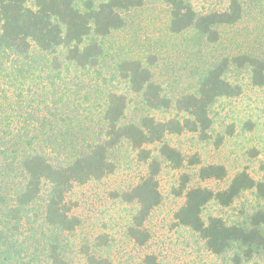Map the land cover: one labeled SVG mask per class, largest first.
Returning a JSON list of instances; mask_svg holds the SVG:
<instances>
[{
	"label": "trees",
	"instance_id": "16d2710c",
	"mask_svg": "<svg viewBox=\"0 0 264 264\" xmlns=\"http://www.w3.org/2000/svg\"><path fill=\"white\" fill-rule=\"evenodd\" d=\"M164 1L170 7L172 33L193 29L213 43L219 40L221 27L237 25L244 15L239 0H231L225 12L207 15H198L192 0ZM143 4L144 0H0V264H68L58 235L80 226L68 195L76 186L113 174L110 153L124 142L147 165V174L137 185L117 194L122 202L136 206L127 233L140 247L151 239L146 221L163 200L158 180L163 164L183 171L200 166L197 174L202 181H224L228 176L222 165H202L198 157L184 156L167 136L197 133L208 140L212 105L241 94V87L226 79V73L232 67H248L253 85L264 87V53L227 55L202 72L195 91L175 100L167 97L150 66L139 60L123 61L118 72L129 90L153 110L173 107L176 116L167 120L147 116L140 125L123 124L127 98L111 90L95 107L100 109L98 129L84 127L83 121H95L88 116L67 119L81 110L79 100L72 99L74 95L78 99L83 89L78 82L84 83L87 76L103 77L99 69L106 52L100 41L121 30L124 15ZM59 51L65 53L68 65L60 60ZM70 67L80 72L74 84L64 83ZM97 88L101 89L99 83ZM84 100L89 101L86 96ZM75 121L78 125L71 127L69 122ZM151 145H157V156L147 148ZM190 182L191 175L184 171L172 190L184 199L175 214L178 224L196 233L215 255L238 246L241 253L234 256L233 264L264 253V204L251 208L243 221L203 216L209 204L229 208L249 192L263 201L264 182L245 171L221 190L190 186ZM105 246L100 236L94 252L85 248L91 264H112L100 254ZM144 264L158 262L149 255Z\"/></svg>",
	"mask_w": 264,
	"mask_h": 264
},
{
	"label": "rangeland",
	"instance_id": "374dc122",
	"mask_svg": "<svg viewBox=\"0 0 264 264\" xmlns=\"http://www.w3.org/2000/svg\"><path fill=\"white\" fill-rule=\"evenodd\" d=\"M244 8L243 19L233 27H221L219 40L210 42L193 29L182 34L170 31V7L164 0H144L141 8L124 15V27L114 32L100 43L104 44L106 60L99 69L101 79L87 76L85 82H78L83 88L79 98L81 110L69 115L83 121L84 127L98 129L99 110L108 91L116 90L127 98V110L123 124H138L147 116L167 120L176 116V110L162 108L153 110L147 107L141 95L134 94L118 72V64L127 60H139L153 70L155 80L162 84L167 97L175 100L184 94L195 91L202 72L227 58L241 52L264 53V0H239ZM192 7L198 15L225 12L231 0H192ZM64 64L65 53L59 51ZM53 56H49L52 60ZM64 73V83H75L80 74L77 68L70 67ZM248 67H232L226 79L241 87V94L233 98L219 99L212 105L210 117L213 122L210 138L203 140L197 133L168 135V142L184 156L199 158L202 165L224 166L228 176L224 181H202L198 177L200 166L185 169L191 175L190 186L208 187L221 190L228 186L232 178L245 171L259 182H264V87H255ZM99 83H96L95 80ZM78 80V79H77ZM113 84H111V82ZM77 82V81H76ZM60 83V82H59ZM80 91V90H78ZM89 101H85L84 97ZM83 114V115H82ZM77 126L78 122L71 124ZM221 141L220 145H217ZM157 156V145L147 147ZM115 164V172L102 180H93L76 186L67 200L72 206V215L80 219V226L73 232L58 235L66 251L68 264H91L84 250L90 247L95 251L97 239L102 236L106 246L100 254L112 264H144L146 256L152 255L158 264H233L235 255L240 254L238 246H233L224 255H215L208 250L202 239L189 228L178 224L175 214L184 203L172 192L180 184L183 170H175L162 165L158 177L162 203L156 207L146 227L151 239L144 247L134 243L127 230L136 212V206L122 202L117 194L128 191L147 174L137 151L127 142L120 144L110 153ZM263 205L254 192L239 197L232 206L223 208L216 203L204 210L205 219L223 217L229 222L243 221L257 204ZM39 205V204H38ZM39 207V206H38ZM247 210V214L244 212ZM244 264H264V253Z\"/></svg>",
	"mask_w": 264,
	"mask_h": 264
}]
</instances>
